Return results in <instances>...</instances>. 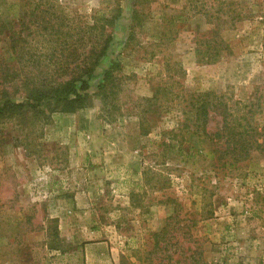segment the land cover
<instances>
[{"label":"rangeland","instance_id":"1","mask_svg":"<svg viewBox=\"0 0 264 264\" xmlns=\"http://www.w3.org/2000/svg\"><path fill=\"white\" fill-rule=\"evenodd\" d=\"M33 1L0 0V23L18 32L19 18L31 19ZM43 2L41 10L66 19L64 38L73 46L84 33L76 30H86L98 12L110 16L119 6L122 12L85 108L46 110L47 123L27 111L0 121V264H100L93 258L98 254L108 264H264V152L217 165L209 142L189 131L178 143L170 133L182 119L175 105L180 90L212 91L231 107L247 105L261 132L264 0ZM136 9L140 22L133 32ZM214 36L229 51L213 64L199 62L196 48ZM36 37L27 38L20 62L9 37L0 35V61L24 78L30 69L24 62L40 60L44 76L56 79L58 68L48 58L58 46ZM78 47V54L90 49ZM56 52L53 62L62 55ZM115 61L122 67L119 87L98 95ZM159 88L168 100L147 116L151 133L143 136L139 103ZM6 90L16 102L26 94L21 83ZM220 126L215 116L210 128ZM170 198L175 202L161 203ZM166 226L169 235L156 248L154 234Z\"/></svg>","mask_w":264,"mask_h":264},{"label":"trees","instance_id":"2","mask_svg":"<svg viewBox=\"0 0 264 264\" xmlns=\"http://www.w3.org/2000/svg\"><path fill=\"white\" fill-rule=\"evenodd\" d=\"M31 4H33V11L31 10L29 15L30 21H26L25 15L24 18H19L18 26L20 28L18 32H14V29H8L6 24L0 23V35L9 37L13 54L18 57L20 62L24 60V51L28 45L27 38L30 36H37L36 38L39 36L48 44L58 46L53 49L54 54L48 58L50 65L58 68L55 70V76L58 79L52 80L44 76L45 71L41 68L40 60L34 61L30 58L24 62L23 68H30L29 73H26L24 78L21 77V72L11 71L10 64L0 61V80L4 86L0 93V121H8L23 116L27 111L35 119H41L47 123L51 119V115L55 113L74 114L85 108L90 98L91 81L95 79L97 69L108 58L113 43V34L110 30L121 18L122 12L121 6L110 16L98 12L93 17V24L89 25L86 30L80 28V30H76L77 34L84 33L78 36L73 46L64 38V36L69 35L68 30L64 31L67 29L66 27H69L66 25V19L63 17L60 19V17L53 15L55 13H51V10H48L50 13L47 10H41V5H44L43 0H36ZM54 19L61 21L55 22ZM139 22V13L136 9L132 22L133 32ZM133 32L130 39L133 37ZM201 44L204 45V49L196 48V52L202 56L199 61L201 63L213 64L218 62L222 54L229 51V46L218 36L206 39ZM81 45H85L87 49L90 46L89 51L78 54V46ZM57 48L64 57L61 55L53 62L51 60L57 53ZM65 52L67 55L64 54ZM48 68L50 67H45L46 70ZM35 70L40 71V73H34ZM121 70L122 67L119 62L110 63L97 86L98 95H109L110 92L119 87L122 77L120 78L118 74ZM10 83L14 85L21 83L22 87L25 88L26 94L21 102L14 101V98L6 90ZM15 91H19V85ZM179 93L175 96V100L180 102H174L177 103L175 104L177 105L176 110L180 111L182 119L177 123L176 133L170 132L173 141L183 142L185 132L192 131L194 135L211 144L212 153L215 156L214 161L217 165L222 164L223 166L244 163L253 152H264V127L259 132L260 127L256 121L255 112L251 109L245 112V109L248 108L247 105H244L243 108L231 107L225 96L212 91L185 94L183 90H180ZM162 96L163 90L159 88L155 90L153 97L143 98L142 102L139 103L143 113V115H139L141 135L148 136L151 133L149 127H145V120L155 108L163 106L161 103ZM164 96L166 95L164 94ZM167 100H163L164 103ZM46 110H49L51 115H47ZM215 116L221 118V126L212 131L210 125ZM162 145L164 148L171 147L168 142H164ZM169 202L175 201L170 198L161 203L168 204ZM168 235L167 226L154 234L156 248L159 247L161 239L166 240L165 236Z\"/></svg>","mask_w":264,"mask_h":264},{"label":"crops","instance_id":"3","mask_svg":"<svg viewBox=\"0 0 264 264\" xmlns=\"http://www.w3.org/2000/svg\"><path fill=\"white\" fill-rule=\"evenodd\" d=\"M93 258L95 259L96 262H100V264H108L107 257L105 255L98 254ZM88 263L92 264V259Z\"/></svg>","mask_w":264,"mask_h":264}]
</instances>
